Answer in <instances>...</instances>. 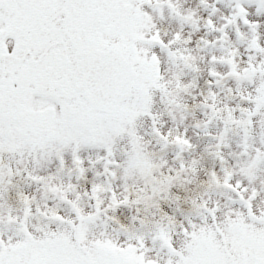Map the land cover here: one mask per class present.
<instances>
[{"label": "snow or ice", "instance_id": "obj_1", "mask_svg": "<svg viewBox=\"0 0 264 264\" xmlns=\"http://www.w3.org/2000/svg\"><path fill=\"white\" fill-rule=\"evenodd\" d=\"M0 264H264V0H0Z\"/></svg>", "mask_w": 264, "mask_h": 264}]
</instances>
